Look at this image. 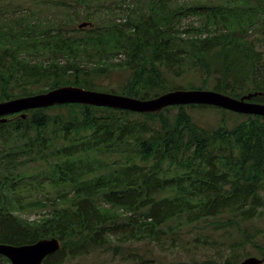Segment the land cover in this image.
<instances>
[{"label":"trees","instance_id":"1","mask_svg":"<svg viewBox=\"0 0 264 264\" xmlns=\"http://www.w3.org/2000/svg\"><path fill=\"white\" fill-rule=\"evenodd\" d=\"M71 1L69 13L80 7L93 21L96 0ZM18 7L0 0V102L75 86L143 100L210 88L264 104V56L252 39L264 34V0H134L122 16L106 10L110 17L82 37ZM114 71L129 77L106 90L101 81ZM207 108L215 107L141 114L64 104L8 116L0 122V244L59 239L43 264H90L82 260L98 252L150 264L140 245L207 224L238 230L233 246L257 248L264 264L254 224L264 217V117L212 129L191 113ZM32 211L40 216L30 219Z\"/></svg>","mask_w":264,"mask_h":264},{"label":"rangeland","instance_id":"2","mask_svg":"<svg viewBox=\"0 0 264 264\" xmlns=\"http://www.w3.org/2000/svg\"><path fill=\"white\" fill-rule=\"evenodd\" d=\"M12 4L18 5L19 10H26L28 14H33L36 23H40L47 28L52 27V23L60 25L62 31L66 32L67 36L76 37L83 36L86 32L83 29H79L78 26L81 23H92V26L87 28L95 29L102 24L103 18H109L110 15L106 13L110 10L113 11L114 16H122L126 14L123 11V6L127 7L132 5L134 0H127L122 7H118L121 0H96L90 10L92 12L93 21L84 20L82 16L87 13L82 11L80 7H77L75 13H69V5L72 8L76 6L71 0H65V3L59 4L60 0H9ZM92 3V5H93ZM133 6H131L132 8ZM93 11L101 12L94 15ZM83 16V17H84ZM187 19L184 24H188ZM84 28V29H87ZM256 48L262 52L264 56V34L254 33L252 36ZM124 56H120L115 61H121ZM86 67L85 63L81 64ZM129 77L128 71H114L111 76L105 77L101 81V85L106 90H118L119 85L123 84ZM192 79L193 84L199 87L202 83L195 76H188ZM180 85L187 87L188 82L185 79L179 81ZM208 90H211L210 88ZM232 97V96H231ZM262 104V103H259ZM264 105V104H263ZM194 118L203 127H210L215 129L222 125V121L225 120V127L233 129L238 123L247 119L245 114H237L231 111L224 113L221 109L207 108L206 110H192ZM217 130V129H216ZM264 195V192H263ZM264 210V209H263ZM40 216V212L32 211L27 217L34 219ZM256 228L261 232V235H257L256 243L262 249L264 248V217L258 218L254 221ZM251 225V224H250ZM161 244H142L141 254H145L144 258L153 260L150 264H226L228 260L232 263L240 264L243 260L249 257H257L262 259L261 252L251 246L247 245L245 249L233 246L234 242H240L242 237L238 230L229 229L227 227L214 228L209 227L207 224H201L199 227H187L185 229L178 230L176 236H168ZM118 242V240H116ZM239 246V244H237ZM234 247V248H233ZM242 255H249L246 258H241ZM123 255L113 256L112 252H98L90 257L82 260L84 263L90 264H122L120 261ZM2 264H7L2 262ZM11 264V263H10ZM76 264V263H75Z\"/></svg>","mask_w":264,"mask_h":264},{"label":"water","instance_id":"3","mask_svg":"<svg viewBox=\"0 0 264 264\" xmlns=\"http://www.w3.org/2000/svg\"><path fill=\"white\" fill-rule=\"evenodd\" d=\"M91 23L79 24V29L87 28ZM256 94H247L241 98L212 90H173L156 98L143 100L140 98L93 91L75 86H63L46 93L21 97L0 102V122H7V117L34 109L49 108L64 104H81L125 110L134 113H158L168 107L202 105L220 108L237 114L264 117V105L252 102ZM23 118H26L23 115ZM62 247L57 238L41 239L35 244L10 246L0 244V256L11 264H43L44 260L58 252ZM263 260L249 257L240 264H262Z\"/></svg>","mask_w":264,"mask_h":264}]
</instances>
